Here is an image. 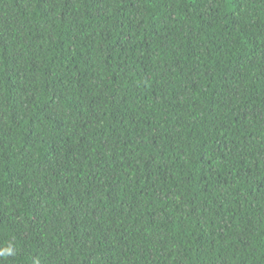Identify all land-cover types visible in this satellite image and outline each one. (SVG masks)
I'll list each match as a JSON object with an SVG mask.
<instances>
[{"label":"trees","instance_id":"16d2710c","mask_svg":"<svg viewBox=\"0 0 264 264\" xmlns=\"http://www.w3.org/2000/svg\"><path fill=\"white\" fill-rule=\"evenodd\" d=\"M0 264H264V0H0Z\"/></svg>","mask_w":264,"mask_h":264},{"label":"clouds","instance_id":"9594fccd","mask_svg":"<svg viewBox=\"0 0 264 264\" xmlns=\"http://www.w3.org/2000/svg\"><path fill=\"white\" fill-rule=\"evenodd\" d=\"M15 252L11 247H5L3 249H0V256H12Z\"/></svg>","mask_w":264,"mask_h":264}]
</instances>
